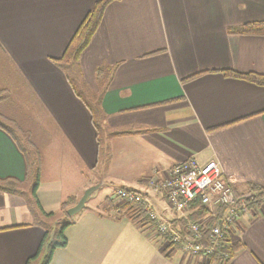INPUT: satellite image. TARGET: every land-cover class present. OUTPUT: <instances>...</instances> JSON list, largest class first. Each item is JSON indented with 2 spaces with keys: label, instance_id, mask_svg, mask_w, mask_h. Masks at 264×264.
Here are the masks:
<instances>
[{
  "label": "crops",
  "instance_id": "crops-1",
  "mask_svg": "<svg viewBox=\"0 0 264 264\" xmlns=\"http://www.w3.org/2000/svg\"><path fill=\"white\" fill-rule=\"evenodd\" d=\"M99 1L0 0V87L24 90L46 122L36 194L39 208L58 214L47 226L30 207L21 191L30 162L0 125V181L20 185V193L0 191V264H45V234L53 241L63 224L67 245L49 264H202L166 255L162 238H148L132 212L116 210L111 184L142 193L168 219L166 199L149 182L191 157L217 160L237 195L264 190V88L224 74L264 75V36L230 33L264 22V0L109 4L79 60L96 116L55 61ZM97 186L110 195L91 202L94 191L69 217ZM230 243L238 251L228 264H264L263 200L238 221Z\"/></svg>",
  "mask_w": 264,
  "mask_h": 264
},
{
  "label": "built area",
  "instance_id": "built-area-1",
  "mask_svg": "<svg viewBox=\"0 0 264 264\" xmlns=\"http://www.w3.org/2000/svg\"><path fill=\"white\" fill-rule=\"evenodd\" d=\"M149 186L165 197L169 211L180 220L179 224L183 222L181 228L158 213L140 192L121 188L115 198L144 210L147 219L136 216L135 221L148 235L164 240L166 255L178 251L188 260L202 259V264L229 263L227 249L238 221L253 203L264 201V196L258 199L257 193L237 195L231 179L215 159L201 163L191 157L173 166L164 179H152ZM200 212L204 215L190 219L189 214L198 216Z\"/></svg>",
  "mask_w": 264,
  "mask_h": 264
},
{
  "label": "trees",
  "instance_id": "trees-1",
  "mask_svg": "<svg viewBox=\"0 0 264 264\" xmlns=\"http://www.w3.org/2000/svg\"><path fill=\"white\" fill-rule=\"evenodd\" d=\"M116 1H119V0H100L99 2H97L95 6L93 7V9L88 13L86 19L83 21L81 26L79 27L74 38L71 40L69 46L67 47L63 57L60 60L55 61L56 64L61 69H63L64 72L66 73L67 79L69 80V83L71 84V87L73 88L77 96H79L83 101H85L86 105L93 112V114L95 113L96 116L98 115V113H100V110L96 106L95 108L92 107L93 103L91 102V100L86 98L85 97L86 95L82 93V92L85 93V90H83L85 88V84L81 81V74L79 71V60L81 58L82 53L88 47L93 36L98 30L99 25L103 18L105 9L107 8L109 4L116 2ZM230 33L235 34V35L264 36V22L247 24V25H244L243 27L232 29ZM224 74L225 76H228V77H233V78H238V79L249 81L251 83H254L264 88V75L238 74L233 71H225ZM98 75H100V71L98 72ZM2 129L4 130V128ZM38 181H39V174L37 176V182L33 188V194L35 197L37 196L36 193L39 187ZM19 186H20L19 183L15 180L8 179V180L0 181V191H3V192H7L11 194H15L18 192L20 193ZM250 193H257L258 199L264 196L263 189H256L254 187L252 188ZM259 204H260V201H257L253 203V206H256ZM38 206H39V202H38ZM123 210L126 212H132L134 218H136L137 216L139 218H144V220L147 219L145 212L141 207L127 206V207H124ZM200 214L204 215V212H200ZM49 216L52 217L53 214ZM191 219L195 220L196 218L191 217ZM68 227H69L68 224H63L61 228L58 230L56 234V238L53 241L49 240L50 233L45 234L44 240L42 242V247H44L47 244L49 246V255L47 257L45 264H49L52 258V255H53V251H55L57 248L66 247L67 239L64 234H65V230ZM204 233L205 235H207L206 230L204 231ZM237 251L238 249L232 246H229V249H227V254L229 255V262L234 258Z\"/></svg>",
  "mask_w": 264,
  "mask_h": 264
},
{
  "label": "rangeland",
  "instance_id": "rangeland-1",
  "mask_svg": "<svg viewBox=\"0 0 264 264\" xmlns=\"http://www.w3.org/2000/svg\"><path fill=\"white\" fill-rule=\"evenodd\" d=\"M11 80H12V74H9V79L8 80L2 79L1 83L8 84V82H11ZM18 85H20V83H18ZM82 93L85 94L84 92ZM85 95H86L85 96L86 98L89 97L88 94H85ZM91 102L95 103V100H91ZM35 110H38V109H35ZM35 110H34V107H32V104L29 98L25 96L24 90L19 89L18 91H16V93H14L9 88L0 87V125L6 128L11 134H13V136L15 137V139L21 146L22 150L26 153L27 158L30 162V171L28 175V180L21 191H23L24 196L27 199L30 207L38 208L39 213L43 215L47 220H49V223L46 225L54 226V223L56 222V219L54 218L58 214L56 215L53 214V216H55V217L52 216L53 218L47 215V213H45L42 209L39 208L38 206L39 200L37 196L35 197L33 194V188L37 182V176L38 174L39 176L41 174V166H40L41 156H39L41 154L40 151L42 150V148H46L49 143L48 136L45 133L42 134L40 130V125H44L47 131V126L45 125L46 122H44V120L40 121V119L42 118V114L35 112ZM156 174H157V171H156ZM118 182L120 181H114L111 184V185H116L114 186V188H112L113 189L112 195H110L111 190H112L110 188L108 190L109 193L107 194L100 192V191L99 192L95 191L91 199V202L92 201L97 202L98 200L99 202H101L102 198L104 199L106 195L107 196L110 195V199L111 201H113L115 205L114 207L116 208V210L123 209L124 207L130 206L129 204L123 201L112 200L115 197L114 191H116L117 188L120 187V186H117ZM154 209L158 213H160L155 208V206H154ZM168 212L171 213L169 211V208H168ZM189 217L190 219L191 217H195L197 219L201 216H200V213H198V216L196 214H189ZM47 220L45 221L42 220V222L43 221L46 222ZM171 220H173L176 225H179L180 220L177 221L175 215H173V218H171ZM182 223L183 222H181V224ZM152 237L154 238L155 236L148 235V238L151 239Z\"/></svg>",
  "mask_w": 264,
  "mask_h": 264
},
{
  "label": "water",
  "instance_id": "water-1",
  "mask_svg": "<svg viewBox=\"0 0 264 264\" xmlns=\"http://www.w3.org/2000/svg\"><path fill=\"white\" fill-rule=\"evenodd\" d=\"M98 188L97 187H93L88 189L83 197L80 199V201L71 209H69L67 211V215L69 217H74L75 215H77L78 213H80L84 208H85V204L87 203V200L89 199V197L91 196V194Z\"/></svg>",
  "mask_w": 264,
  "mask_h": 264
}]
</instances>
